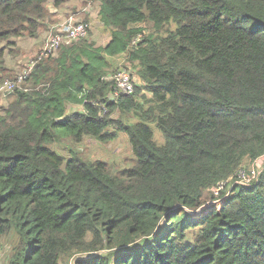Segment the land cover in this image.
Segmentation results:
<instances>
[{
	"label": "trees",
	"instance_id": "obj_1",
	"mask_svg": "<svg viewBox=\"0 0 264 264\" xmlns=\"http://www.w3.org/2000/svg\"><path fill=\"white\" fill-rule=\"evenodd\" d=\"M50 1L0 0V84ZM99 3L109 41L60 46L0 110L4 264H264V171L234 184L264 157V0ZM122 55L142 86L115 97L106 71ZM70 104L83 112L68 114ZM114 127L133 157L115 174L79 150L67 160L51 150L112 142Z\"/></svg>",
	"mask_w": 264,
	"mask_h": 264
},
{
	"label": "rangeland",
	"instance_id": "obj_2",
	"mask_svg": "<svg viewBox=\"0 0 264 264\" xmlns=\"http://www.w3.org/2000/svg\"><path fill=\"white\" fill-rule=\"evenodd\" d=\"M99 0H61L58 5H55L53 0L45 6L46 12L44 18L38 21V29L34 37L24 36L15 41L12 47V54L6 57V63L10 68L14 69L13 76L23 72L29 63L33 61L38 52L46 43L48 35L55 32L67 19L72 18L75 23L88 24L90 29L86 38L78 41L77 45L92 44L93 46H104L109 41V30L105 28L99 20ZM174 28V25L171 26ZM148 29V28H146ZM138 38L140 35L137 36ZM57 50L54 60H57L62 50ZM14 57V58H12ZM121 68H128L135 76L137 86H142L135 66L129 64L125 55L110 58L108 61V70L106 71V80H112V76ZM13 76H5L2 80ZM28 79L19 87H28ZM14 93V92H13ZM0 94V110L12 101L14 94ZM149 97V96H148ZM83 112L81 105H67V113ZM112 119L123 120L124 123H134L136 120L131 115L122 116L120 112H115L110 116ZM116 130L115 127L112 131ZM116 132V138L109 143L102 144L92 138H85L79 144H72L71 141L65 140L59 144H53L51 150L60 155L64 160L71 156L72 149L79 150L89 161H100L108 164L112 173L129 168L131 165L132 154L128 136L124 132ZM154 139L161 142L160 133L154 129ZM256 166L262 172L264 171V157L257 161L256 164L246 165L244 167L249 170L252 166ZM9 254V246L3 240L0 242V264L5 263V259Z\"/></svg>",
	"mask_w": 264,
	"mask_h": 264
},
{
	"label": "built area",
	"instance_id": "obj_3",
	"mask_svg": "<svg viewBox=\"0 0 264 264\" xmlns=\"http://www.w3.org/2000/svg\"><path fill=\"white\" fill-rule=\"evenodd\" d=\"M89 25L85 23H75L72 18L67 19L55 32L48 35L43 48L37 54V57L29 63L27 68L17 74L14 79H6L0 84V94L12 93L18 89L29 78L31 71L35 64L46 57L55 56L60 46H68L76 40H82L87 37L89 32ZM138 37L132 42L134 45L138 41ZM114 81V96H130L134 93L137 86L135 76L128 68L119 69L111 78ZM105 113V110L103 111ZM255 162L254 164H256ZM260 170L256 166H252L249 170L240 167L237 170L234 184L241 186H248L256 182L259 178ZM231 180L219 183L214 189V196L221 197L222 200L229 194V186ZM222 194H224L222 196Z\"/></svg>",
	"mask_w": 264,
	"mask_h": 264
},
{
	"label": "water",
	"instance_id": "obj_4",
	"mask_svg": "<svg viewBox=\"0 0 264 264\" xmlns=\"http://www.w3.org/2000/svg\"><path fill=\"white\" fill-rule=\"evenodd\" d=\"M111 97V96H110Z\"/></svg>",
	"mask_w": 264,
	"mask_h": 264
}]
</instances>
